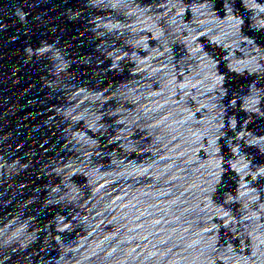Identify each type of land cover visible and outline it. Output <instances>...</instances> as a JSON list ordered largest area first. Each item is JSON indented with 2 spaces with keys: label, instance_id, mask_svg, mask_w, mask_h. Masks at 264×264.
Listing matches in <instances>:
<instances>
[{
  "label": "water",
  "instance_id": "water-1",
  "mask_svg": "<svg viewBox=\"0 0 264 264\" xmlns=\"http://www.w3.org/2000/svg\"><path fill=\"white\" fill-rule=\"evenodd\" d=\"M0 264H264V0H0Z\"/></svg>",
  "mask_w": 264,
  "mask_h": 264
}]
</instances>
